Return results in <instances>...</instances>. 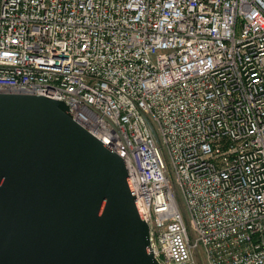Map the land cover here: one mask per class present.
I'll use <instances>...</instances> for the list:
<instances>
[{
  "label": "built area",
  "instance_id": "1",
  "mask_svg": "<svg viewBox=\"0 0 264 264\" xmlns=\"http://www.w3.org/2000/svg\"><path fill=\"white\" fill-rule=\"evenodd\" d=\"M0 93L123 158L159 264H264V0H0Z\"/></svg>",
  "mask_w": 264,
  "mask_h": 264
},
{
  "label": "water",
  "instance_id": "2",
  "mask_svg": "<svg viewBox=\"0 0 264 264\" xmlns=\"http://www.w3.org/2000/svg\"><path fill=\"white\" fill-rule=\"evenodd\" d=\"M123 158L60 100L0 93V264H159Z\"/></svg>",
  "mask_w": 264,
  "mask_h": 264
}]
</instances>
